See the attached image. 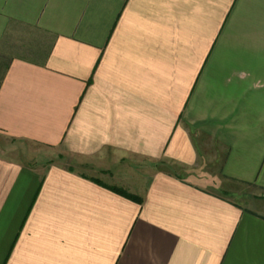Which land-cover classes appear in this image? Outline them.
<instances>
[{"label": "crops", "instance_id": "crops-1", "mask_svg": "<svg viewBox=\"0 0 264 264\" xmlns=\"http://www.w3.org/2000/svg\"><path fill=\"white\" fill-rule=\"evenodd\" d=\"M0 134V264H264V0H0Z\"/></svg>", "mask_w": 264, "mask_h": 264}, {"label": "rangeland", "instance_id": "rangeland-1", "mask_svg": "<svg viewBox=\"0 0 264 264\" xmlns=\"http://www.w3.org/2000/svg\"><path fill=\"white\" fill-rule=\"evenodd\" d=\"M0 141L6 148H8V153L10 156L14 155L17 157H23L25 154L24 158L26 159H28L27 157L30 155L29 150L31 147H35V144L33 143L18 141L2 134H0Z\"/></svg>", "mask_w": 264, "mask_h": 264}, {"label": "trees", "instance_id": "trees-1", "mask_svg": "<svg viewBox=\"0 0 264 264\" xmlns=\"http://www.w3.org/2000/svg\"><path fill=\"white\" fill-rule=\"evenodd\" d=\"M116 191H118L119 193H121V194H123V195H125V196H127V197L134 198L132 195H130V194H128V193H126V192H124L123 190L116 189Z\"/></svg>", "mask_w": 264, "mask_h": 264}]
</instances>
